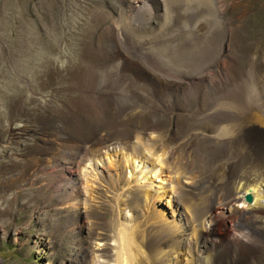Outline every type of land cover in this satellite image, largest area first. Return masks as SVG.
<instances>
[{
	"label": "rangeland",
	"instance_id": "1",
	"mask_svg": "<svg viewBox=\"0 0 264 264\" xmlns=\"http://www.w3.org/2000/svg\"><path fill=\"white\" fill-rule=\"evenodd\" d=\"M144 1L150 15L140 21L135 8ZM199 1L61 0L56 6L54 0H0V264H114L122 230L118 222L132 224L133 235L144 236L159 249V255L149 257L155 264H181L180 239L149 212L168 214L175 204L172 197L165 194L155 200V187L125 186L111 169L92 171L86 162L94 138L129 137L136 127L145 130L148 144L153 140L152 150L163 156L172 174L184 176L179 172L185 171L191 178L193 194L185 199L194 220L203 212L214 216V236L207 239L232 243L245 233L241 236L255 238L261 246L248 259L231 264H264V208L251 214L249 222H234L223 217V208L211 205L212 197L225 193L208 190L206 181L213 175L207 179L201 172L216 166L203 163L204 132L197 129L204 125L197 120L205 105L200 96L223 95L248 77L249 70L253 82L264 78V0H215L220 24L214 11L193 8ZM199 14L206 26L194 32V38L221 32L220 49L229 59L226 65L216 60L202 77L190 74L204 61L198 42L172 41L185 29L178 24ZM147 48H152L149 53ZM151 61L173 77L154 82L157 73L146 64ZM107 69L105 74L126 81L117 86L125 102L135 99L141 85L151 88L150 105L142 116H117L95 100L92 80ZM262 130L255 119L239 136L249 140V155L231 168L225 165L233 179L228 184L239 187L240 193L256 184L264 187V175L259 176L264 173ZM246 160L255 161V168ZM221 163L216 162L219 167L213 171ZM176 180L174 192L182 196ZM152 181L153 186L166 184L158 178ZM125 210L132 214L131 224L122 219ZM202 256L194 264H211V256Z\"/></svg>",
	"mask_w": 264,
	"mask_h": 264
},
{
	"label": "bare ground",
	"instance_id": "2",
	"mask_svg": "<svg viewBox=\"0 0 264 264\" xmlns=\"http://www.w3.org/2000/svg\"><path fill=\"white\" fill-rule=\"evenodd\" d=\"M215 4H216L215 0H200L197 3V5L194 6L193 8H195L197 11H199V7L201 8V11L204 10L214 11L215 13L213 15V18L215 19V22L217 21L220 24L221 21L217 16L218 10L216 9L218 7H216ZM193 8L191 12H195ZM165 10L166 11L164 17L167 20L169 19L168 18L169 14L167 12L166 7ZM135 14L138 20L140 21L141 20L144 21V19H147L150 15V8L148 6V3H146L145 1L139 3L137 8H135ZM199 15H195V17ZM195 17H192L193 19L191 18L190 21L186 20L183 21L182 24L181 22L180 24H178L179 26L181 25V27L185 29H183V32L182 29H179L178 30L179 37L176 38L175 35V38L172 39V41L173 42L180 41L181 43H183V41L194 42V43L198 42L197 44L201 46V50L205 52L204 61L200 65L199 71H197L196 73H190V72L189 73L202 77L205 74L206 69H210L209 67L211 66L212 63H215L216 60L218 61L221 58L220 61L223 62V65H226L229 64V59L227 58L226 55L222 54V50L220 49V39L223 36L221 32L220 33L213 32L208 35H204V37L194 38V32L199 33V31L206 26L205 19H202L201 15L199 17L196 18ZM194 18H195V27L192 26ZM212 26L210 25L209 22V27L211 28ZM181 33L184 34L182 37H180ZM134 41L135 40H133V42ZM222 45L224 46V39ZM151 49L152 48H147L148 53L151 51ZM147 57L151 58L152 56L147 55ZM146 64L150 69H152V71L156 72L157 75L158 73L160 75V77H158L157 75L155 76L156 81L154 82L166 83L167 79L173 77L168 72L164 73L160 71L161 68L158 69L159 66L157 68V63H155V61L153 63L146 62ZM153 64H155L156 66ZM108 69L106 70V72L105 71L101 73L99 72L100 74H98L92 80L93 92H94V96H96L95 100L98 101L99 103H102L103 105L109 106L108 108H110L111 112L117 116L123 118L134 117L137 115L142 116L145 112V109L150 105V103L147 101L150 95L148 91L151 88L148 85H141L140 87L137 86L138 88L134 91L135 99L132 98V102L131 101L125 102L120 99L117 86L122 85L121 82L119 81H124L123 83L125 84L126 81L120 79L119 77L116 78L111 73H109L110 75L105 74L107 73ZM186 73L188 74V72ZM248 74L249 76L245 77L241 83H239L240 82L239 81L236 85H233L232 88L228 89L225 92H222L224 94L221 96H219L220 94L219 95L216 94L217 96L210 97L208 93L206 95H203V97L200 96L199 102L200 103L205 102V105L202 104V108H203L201 110L202 113L199 114L197 120L202 119L204 125H200V126H197L199 124L196 125L197 129L204 132L202 135V144L204 149V154L202 159L205 162L202 160L203 163H206V165L208 166L215 165L216 167H219L218 164L216 165V162H218L219 160L223 161V163H221L222 167L220 169L218 168L217 171H213L216 170L215 169L216 167L215 168L210 167L211 171L205 169V171L203 170L201 172V173L203 172L206 173L207 179L209 175H213L211 179L206 181L208 187L210 186L208 190L213 189L214 191H216L215 195H217L219 191L225 193L224 195L220 194L219 196L213 195L215 197H212L213 199L211 205L216 206L217 208L218 207L221 209L223 208L221 212L223 214V217L225 219L227 217L228 219L234 222H235V218H240V219L244 218L245 220H247V222H249L251 218L250 216H252L251 214L256 213L257 211H259L258 213H260L261 207L264 208L263 185H261L260 183H259L260 185L256 184L255 186L249 189L247 188L245 193L243 192L240 193V191L238 190L239 187L233 188V186H230V184H228L229 178L231 177L229 176L228 169L231 168L233 164L237 165L240 161H242V159H245V157L249 155V151H250V148L247 145L249 143L248 142L249 140L245 137L243 138L242 141L240 140L239 136L240 135L243 136L245 132H247V128L253 126V124L255 123V119H257V122L261 123V126L263 128L262 131L264 132V78L259 79V81H257L256 78H254L255 82H253L251 78V76L253 75L250 70ZM251 90L252 93L249 92ZM153 92H155V90ZM209 98L212 99L208 101ZM149 99H151V97ZM133 109L136 110L133 112L132 111ZM140 112H142L143 114H141ZM199 123H201V121ZM209 125L214 126V129L211 130V128H209ZM145 134H146L145 130L136 127L131 131L129 137L126 136L122 138H115V137L111 138L110 135L97 136L96 138H94V140L90 145L92 146L93 149L89 154V156L86 157V162L88 163V165H90L92 171L93 170L97 171V169H99L98 171L101 172L102 169L100 168L103 167L111 169L114 172L115 180H117L120 183H123L125 186L127 185L129 186L133 184L135 186L141 185L147 187V189L148 188L151 189L155 187V189L153 188V197H152L155 200L160 198L161 195L164 196L165 194L172 197L171 199L175 204L171 206L172 210H170L168 214H161L155 212L154 210H149V212H151L153 218L156 220L157 223L160 224V226L170 229V231L173 234H175L174 236H178L177 238L180 239V243H181L180 246L182 245L181 258H180L181 264H194L196 262V258H198V256L201 258L202 254L204 256V259L207 260L211 256V260H210L211 264H231L235 260L239 261L243 259L245 260L248 259L246 257L252 254L254 251H257L261 246L260 245L261 243L257 242L255 238L253 239V238L245 237L248 240L245 239L243 236H241L243 233L241 235L239 233L240 238L232 242L233 244L235 243L237 244V247L235 249L231 245L232 244L231 242L223 244V242L219 240H218L219 242H216V240L214 239H209V238L207 239V237L214 236L213 221H212V219H214L213 214L210 212H206V213L203 212L202 214H200L197 220L196 219L194 220L193 218L194 214L192 212V209H190L189 206H187L188 201L186 202L187 199H185L186 196H191V194H193L191 192L192 187L191 185H189V180L191 178L189 177V175H187V173H185V171H181V172L178 171L179 173L184 174V176H181L180 174L178 175V173H175V175L174 173L172 174L171 169L169 168L170 166L166 165L165 160L162 158L163 156L161 157L160 153L158 152L156 153L154 152L155 150L154 151L152 150L154 147L152 144L154 143L152 142L153 140L150 141L149 144L147 143L149 141L146 142ZM253 137L254 136H251V139ZM245 139L248 141H246ZM262 148L264 149V144L262 145ZM254 162L255 161L246 160V164L252 166H254ZM225 165H227L229 168L225 169ZM243 165H244L243 163L238 165L239 166L238 170H241L244 167ZM256 166H260V164L257 162ZM128 168L129 171L126 174L125 171ZM211 172L216 174V178L214 177V174H209ZM163 174L167 176V178L162 177L164 176ZM83 175L85 176L86 174ZM260 175L263 176L264 173L259 174V176ZM172 177H176L175 180L177 179L176 181L180 182L181 192H183L182 196L181 194L180 195L175 194L176 192H174V189L176 188L177 184L174 183L175 180L173 181ZM152 178L153 179L158 178L160 180H164L165 181L164 183L166 184H160L161 186H155V185L153 186ZM230 179L233 181L232 177ZM199 188H202V186H200ZM246 193L251 194L252 196L251 203H247L245 201L244 196ZM146 194L147 193L143 195L144 196L143 198L145 200L148 199L147 198L148 195ZM245 203L247 204L245 205ZM131 215L132 214L130 213V211L127 212L125 210V212H123L121 216L124 221L130 222L131 224V222L133 221ZM119 224L120 222H118V226L122 228L120 234L121 237L119 235L118 242L116 241L117 242L115 245L116 252L114 255L115 258L113 263L114 264H155V262L152 261L149 257L150 255L153 254L156 255V253L158 254L159 249L157 250V248L153 247L152 244L149 245L147 243L148 241L146 242V240H144L143 238L144 236H137V234L133 235L135 229L133 228L132 224L131 226L125 223L123 224V222L122 224L124 226H121ZM202 237H205V239L199 240V238ZM207 240H211L212 244L209 245L208 243L210 242H207ZM206 250L208 251V253L206 252ZM154 257L155 256H153V259ZM134 258L135 260L133 261ZM161 260L163 261L162 258Z\"/></svg>",
	"mask_w": 264,
	"mask_h": 264
},
{
	"label": "water",
	"instance_id": "3",
	"mask_svg": "<svg viewBox=\"0 0 264 264\" xmlns=\"http://www.w3.org/2000/svg\"><path fill=\"white\" fill-rule=\"evenodd\" d=\"M244 199L247 203H251L252 202V196L250 193H246L244 196Z\"/></svg>",
	"mask_w": 264,
	"mask_h": 264
},
{
	"label": "trees",
	"instance_id": "4",
	"mask_svg": "<svg viewBox=\"0 0 264 264\" xmlns=\"http://www.w3.org/2000/svg\"><path fill=\"white\" fill-rule=\"evenodd\" d=\"M56 3V6H58L61 3V0H54Z\"/></svg>",
	"mask_w": 264,
	"mask_h": 264
}]
</instances>
